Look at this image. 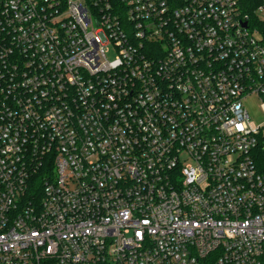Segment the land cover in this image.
Returning a JSON list of instances; mask_svg holds the SVG:
<instances>
[{
    "label": "built area",
    "instance_id": "2783aa9c",
    "mask_svg": "<svg viewBox=\"0 0 264 264\" xmlns=\"http://www.w3.org/2000/svg\"><path fill=\"white\" fill-rule=\"evenodd\" d=\"M246 6L0 0V264H264Z\"/></svg>",
    "mask_w": 264,
    "mask_h": 264
},
{
    "label": "rangeland",
    "instance_id": "374dc122",
    "mask_svg": "<svg viewBox=\"0 0 264 264\" xmlns=\"http://www.w3.org/2000/svg\"><path fill=\"white\" fill-rule=\"evenodd\" d=\"M255 16L258 22L264 23V8L261 11L256 12ZM107 49L108 51L106 56L108 60L112 62L114 61L116 51L111 45H108ZM243 105L248 112L250 121H252L256 125H262L264 123V112L262 111L261 103L257 96L251 95L246 97L243 100Z\"/></svg>",
    "mask_w": 264,
    "mask_h": 264
},
{
    "label": "trees",
    "instance_id": "16d2710c",
    "mask_svg": "<svg viewBox=\"0 0 264 264\" xmlns=\"http://www.w3.org/2000/svg\"><path fill=\"white\" fill-rule=\"evenodd\" d=\"M246 4L247 6L245 11L251 17V25L257 29L264 41V23L258 22L254 13L258 6L264 5V0H246Z\"/></svg>",
    "mask_w": 264,
    "mask_h": 264
}]
</instances>
